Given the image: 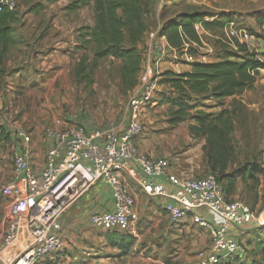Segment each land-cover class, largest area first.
Masks as SVG:
<instances>
[{
  "label": "rangeland",
  "instance_id": "374dc122",
  "mask_svg": "<svg viewBox=\"0 0 264 264\" xmlns=\"http://www.w3.org/2000/svg\"><path fill=\"white\" fill-rule=\"evenodd\" d=\"M13 1L14 19L4 23L10 28L11 39L0 41V96L3 99L0 129L4 131L0 133V187L11 175L17 127H23L31 141L40 142L45 139V127L56 118L81 122L89 130L120 126L125 120L127 98L135 89L139 74L124 78L120 58L96 57V46L88 36L95 24L92 2L73 8L71 0ZM151 4L143 15L147 31L136 44L141 66L147 60L153 64L155 54L159 60L154 101L142 116L144 133L156 146L167 147L172 159H179L193 149L189 157L191 175L213 173L203 150L204 138L191 126L198 125L195 117L200 113L216 115L227 109L232 116L227 141L232 152L226 171L215 174L224 185L228 199L243 202L255 217L261 216L263 220L264 68L255 70L251 88L222 99L212 97L210 92L179 93L164 82L162 73L170 70L169 63H176L178 70L183 64H189L192 70L194 62H217L229 54L239 55V46L233 48L220 40L223 31L219 27L227 21H233L263 43L257 53H252L264 63V0H152ZM190 13L204 17L207 23L214 21L198 42L187 41L180 49L168 45L169 48L157 50L158 53L150 49L149 53V32L158 27L160 30L161 23L179 21L181 14ZM188 47L195 53H189ZM45 52L48 58L43 60ZM249 170L252 176L247 174ZM7 207V200L0 195V236ZM137 227L135 222L136 237L132 236V244L138 240L137 250L129 248L120 264H197L198 252L209 244L207 233L188 222L168 227L161 220L157 230L143 234L140 239ZM236 238L246 252V259L234 264H260L258 244L264 243V223L244 226ZM71 241L79 243L80 239L72 236ZM63 252L45 258L40 264H90V257L85 254L80 256L76 250L69 254Z\"/></svg>",
  "mask_w": 264,
  "mask_h": 264
},
{
  "label": "built area",
  "instance_id": "2783aa9c",
  "mask_svg": "<svg viewBox=\"0 0 264 264\" xmlns=\"http://www.w3.org/2000/svg\"><path fill=\"white\" fill-rule=\"evenodd\" d=\"M3 8L12 11L14 1L0 0V12ZM193 28L201 39L206 29L200 22ZM222 31L220 40L233 48L243 46L257 53L263 47L256 36L233 21H227ZM148 37L149 53L150 49L158 53L169 48L159 27ZM153 58V64L147 60L142 65L138 83L127 98L122 129L110 125L90 132L81 122L56 118L44 129L51 145L39 170L28 161L29 133L23 127L15 129V137L25 146L20 152L13 151L10 178L0 187L8 204L0 236V264H40L59 254L63 249L59 234L62 215L98 180L111 188L113 208L92 214L91 225L136 237L135 202L124 174L135 179L147 196L163 200L170 225L189 221L207 233L209 244L198 252L197 264H234L246 259L237 232L249 224L262 225L261 216L255 217L243 202L228 199L213 173L178 176L168 172L170 158L145 154L136 146V138L145 132L142 116L157 90V55ZM136 167L143 176L138 177ZM156 178L164 179L168 186Z\"/></svg>",
  "mask_w": 264,
  "mask_h": 264
},
{
  "label": "trees",
  "instance_id": "16d2710c",
  "mask_svg": "<svg viewBox=\"0 0 264 264\" xmlns=\"http://www.w3.org/2000/svg\"><path fill=\"white\" fill-rule=\"evenodd\" d=\"M90 2L93 3L95 24L92 29H89L88 36L96 46V57H118L123 61L122 77L136 76L142 67L140 55L136 52V44L147 31L143 15L152 5V0H71V6L77 8ZM13 19L14 13L3 8L0 12V41H10V28L4 23L6 20ZM197 22H200L205 29H209L208 25H212L214 21L207 23L204 17L194 13L181 14L179 21L161 23L159 32L165 36L170 47L180 49L187 41H199L193 28ZM222 27L223 24L219 28ZM237 49L239 55L229 54L225 58L218 59L217 62H194L190 71L175 73L166 70L162 73L164 82L169 83L179 93L210 92L216 99L241 93L252 87L255 70L264 68V63L256 59L255 54L248 52L243 46ZM188 52L195 53L192 47L188 49ZM232 56L234 60H230ZM195 119L198 125L191 126V129L199 137L204 138L203 150L208 163L217 180L221 182L215 172H225L231 156L232 147L227 143L228 135L232 130L231 113L223 109L216 115L200 113ZM0 133L4 131L0 129ZM247 174L252 176L251 170ZM232 185L233 183L230 182L229 187L231 188ZM105 238L110 246L118 247L124 253L129 250L133 241L131 234L119 231H107ZM258 249L261 257L260 264H264V243H259Z\"/></svg>",
  "mask_w": 264,
  "mask_h": 264
},
{
  "label": "crops",
  "instance_id": "0c3cea01",
  "mask_svg": "<svg viewBox=\"0 0 264 264\" xmlns=\"http://www.w3.org/2000/svg\"><path fill=\"white\" fill-rule=\"evenodd\" d=\"M46 54L47 52L42 55L43 60L48 58H45ZM205 62L213 61L206 60ZM157 63H159V60ZM41 64L44 65L45 61H42ZM168 65L169 67L167 69L177 70L175 72H186L190 71L191 68L189 64H183L180 70L176 69L179 68L176 63H169ZM2 101L3 99L0 96V105L2 104ZM118 127L122 129L124 125L122 124ZM85 128L90 132L93 131L89 130L86 126ZM135 143L138 150L145 154L170 158L171 163L168 172L178 176L193 174V171H191V164H189L191 161L189 157L192 154L193 149L183 153L179 159H172L171 154L167 152V147H163L162 145L160 147L156 146L153 144L152 140L149 139V135L145 133L137 137ZM50 145L51 141L47 138L40 142L31 141L28 143V161L34 170H39L43 165L45 152ZM23 146H25V144H23L20 139H17V141L14 142V150L17 152L22 151ZM136 173L138 177L143 176L141 170L137 167ZM124 175L129 184L130 192L134 197L135 222L138 224L137 229L141 236L138 238H142L143 234L147 235L148 233H151V230H157L158 223L161 220H165L166 225L169 227L170 224L162 209L163 200L158 197L147 196L136 183L135 179L129 178L127 174ZM156 180L168 186V183L165 182L164 179L156 178ZM112 208L113 198L111 188L103 180L96 181L78 200L67 208L61 217L59 234L63 241L62 252L64 251L63 253L69 254L71 250H76L78 251L77 254H80V256L85 254L87 257H90V264H120V262L127 257V253L122 252L118 247L110 246L105 238V232H102V230L100 231L95 227L93 228L90 223V216L92 214L109 211L112 210ZM187 222L190 223L189 221ZM234 233L236 234V232ZM72 236L79 238V243H72ZM84 239H87V241L85 242ZM137 242L138 240L134 241L130 247V251L137 250Z\"/></svg>",
  "mask_w": 264,
  "mask_h": 264
},
{
  "label": "bare ground",
  "instance_id": "6f19581e",
  "mask_svg": "<svg viewBox=\"0 0 264 264\" xmlns=\"http://www.w3.org/2000/svg\"><path fill=\"white\" fill-rule=\"evenodd\" d=\"M264 220V219H263Z\"/></svg>",
  "mask_w": 264,
  "mask_h": 264
}]
</instances>
